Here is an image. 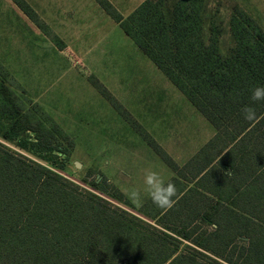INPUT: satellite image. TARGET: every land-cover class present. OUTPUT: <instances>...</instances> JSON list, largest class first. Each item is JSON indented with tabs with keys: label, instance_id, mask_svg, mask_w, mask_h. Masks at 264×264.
I'll return each mask as SVG.
<instances>
[{
	"label": "trees",
	"instance_id": "1",
	"mask_svg": "<svg viewBox=\"0 0 264 264\" xmlns=\"http://www.w3.org/2000/svg\"><path fill=\"white\" fill-rule=\"evenodd\" d=\"M13 1L63 45L26 0ZM97 1L217 133L179 166L92 76L98 92L177 173L171 208L156 207L150 197L135 214L114 184L109 194L118 205L47 164H61L75 142L0 62V264H264V242H257L264 241V101L255 102L254 120L241 113L253 104L252 89L264 86V30L235 5L232 42L224 48L208 0H144L126 17L109 0ZM100 184L91 183L97 190ZM253 217L254 238L244 224L231 229ZM178 239L192 240L193 251L170 247ZM240 241L247 243L241 251Z\"/></svg>",
	"mask_w": 264,
	"mask_h": 264
},
{
	"label": "rangeland",
	"instance_id": "2",
	"mask_svg": "<svg viewBox=\"0 0 264 264\" xmlns=\"http://www.w3.org/2000/svg\"><path fill=\"white\" fill-rule=\"evenodd\" d=\"M28 1L38 4V0ZM109 1L126 17L144 0ZM55 2L60 19L88 23V27L82 24L81 31L77 34L82 38V44L75 47V55L58 58V54L53 50V41L45 38L43 32L40 33L30 22V29H26L30 54H26L25 58L21 56L27 59L26 62L24 60L23 63L12 64L21 69L20 75L26 78L33 90L41 93L38 101L25 89L31 97L56 121L67 125L68 129L65 127L64 129L71 136L73 135L71 131L75 130V136L72 137L76 143L67 159L58 165L47 164L69 180L85 189L96 191L116 205L119 203L109 194L114 193V189L110 182H104V172L113 178V182L129 198L132 189H140V199L138 201L131 199L134 207L128 209L139 214L138 204L149 197L143 192L145 169L157 170L165 180L173 173L148 142L92 85L91 77L95 76L146 131L162 142L161 144L171 147L173 151L184 153L192 150L191 146L204 137L207 131L205 124L212 129V133L213 127L201 114L193 111L189 103L181 106L187 102L183 93L142 52L100 3L95 0ZM235 5L247 12L264 30V0H208L207 7L209 15L213 16L212 22L218 23L224 30L222 35L224 48L232 42L228 21ZM0 49L2 53L9 51V46L4 40L0 41ZM192 113L199 116V124L192 121ZM186 120L189 124L187 130L195 129L193 133L197 139L192 142L184 140L181 144L168 143L166 140L168 127H172L177 135L181 131L180 125ZM72 122L76 123L73 125ZM205 138L202 143L208 139ZM9 147L18 150L14 146ZM170 151L178 162H184L182 158L176 156L179 153ZM26 155L36 159L31 154ZM76 161L80 162L79 166H76ZM95 178L103 182L98 190L91 185ZM122 206L125 208L123 204ZM128 213L133 214L129 211ZM255 221L257 220L254 217L247 220V223L239 221L233 224L231 229L239 232L244 224L248 230L252 229L248 232L249 238H254V229L258 227ZM196 225L201 231L206 228L211 230L205 224ZM225 226V230L230 229L229 225ZM174 234L180 237L179 234ZM178 240L179 242L171 241L170 247L178 245V253L193 251L192 240ZM257 242L263 244L264 241L258 239ZM243 245L247 246V243L241 241L237 243L240 251ZM207 256L200 255L204 263L211 262V257Z\"/></svg>",
	"mask_w": 264,
	"mask_h": 264
},
{
	"label": "crops",
	"instance_id": "3",
	"mask_svg": "<svg viewBox=\"0 0 264 264\" xmlns=\"http://www.w3.org/2000/svg\"><path fill=\"white\" fill-rule=\"evenodd\" d=\"M26 1L33 7V9L39 15L40 19L49 27V29L52 32V34L56 35L59 38V40L61 41V43L63 45L62 46H58V44H56L54 42L52 37L48 36V34H46L40 27H38L28 17V15H26L20 9V7L13 0H0V41L4 40V42L9 46V51L8 52L2 53L1 49H0V62L5 65V67L10 71L12 76L18 81V83H20L24 89H27V91L29 93H31V95L33 97H35V99H37L39 101L40 100L39 96H41V93L39 91L38 92L34 91L33 88L29 85V83L25 80L26 78H24L23 76L20 75V70L21 69H18V68L14 67L12 65V64H15V63H23V61L25 60L24 58L28 54H30L29 36H28V32L26 30V29H30V27H31L30 22H32L37 27V29L40 31V33L43 32V35L45 36V38L48 37V38L51 39V41H53V47H54L53 50L58 54L57 55L58 58H60V56L68 58V57H71V56L75 55V52H74L75 47H80L81 44H82V42H81L82 38H79L77 36V34H78L79 31H81V28L83 26L82 24H84L86 27H88V23L67 22L66 20L60 19L59 14H58L59 9H58V7H55V3H56L55 0H38V4H36V3L32 2V1H30V2L28 0H26ZM51 1H54V3H52ZM95 1H97V0H95ZM100 6H101V4H100ZM22 55L24 56V58H21ZM7 57H10V58H7ZM26 61H27V59L24 62H26ZM185 99L187 100V102H184V104L181 105V106H185V105H187L189 103L193 107V111H195V112L197 111L199 114H201L205 118L206 121H208L211 124V126L213 127V133H212V129H210L209 126H207V124L204 123L205 124V128L207 130L205 135H204V137L202 139H200V140L198 139L191 146L193 148L192 150L186 151L184 153L183 152L173 151V149L171 147H169L168 145H165V144H161L162 142L160 143L158 140H156L155 137L152 136L158 142L160 147L179 166H183L186 163H188L198 152H200V150L202 148H204V146L211 139H213L215 137V135L217 133V130H216L215 126L190 102V100L186 96H185ZM168 116H170V115H168ZM191 116H192V121H194V122L197 121V123L199 124V121H200L199 116L198 115L194 116L193 113L191 114ZM73 120H75V119L73 118ZM74 123H76V122H72L73 125H74ZM59 124H60V126L63 129H64V127L66 129H68V126L65 125L64 123H62V124L59 123ZM202 124H203V121H202ZM188 127H189V124H188V122L186 120V121H184L183 125H180L179 128H181V131L178 132L177 135L172 130V127L171 128L168 127L167 134H166L167 142L168 143L181 144L184 140H187V141H190V142L196 140L197 138L195 137V134L193 133L195 129H192V130L188 131L187 130ZM195 127H196V124H195ZM171 130H172L173 133H171ZM71 133H73L72 136H75V130L74 129L71 131ZM205 137L208 138V139H206ZM204 138L206 139V141L204 143H202L203 142L202 140ZM73 139H74V142L76 143L75 138H73ZM169 149L172 150L174 153L175 152L179 153V154H176V156H178L179 158H182L184 162H181V163L178 162L173 157V155H172L173 153ZM163 162L168 166V164L164 160H163ZM170 169H171L173 174L171 176H169L167 180H169V179L171 180L172 178L177 177V173L172 168H170ZM103 175H104V178L108 180V182L114 184L119 190H121L113 182V178H110V176L107 173H105V172L103 173ZM124 195L126 196V198L133 205L131 199L125 193H124ZM149 198H150V196L145 201H143L142 203L138 204V207L140 208ZM177 199L178 198H175L174 200H177Z\"/></svg>",
	"mask_w": 264,
	"mask_h": 264
},
{
	"label": "clouds",
	"instance_id": "4",
	"mask_svg": "<svg viewBox=\"0 0 264 264\" xmlns=\"http://www.w3.org/2000/svg\"><path fill=\"white\" fill-rule=\"evenodd\" d=\"M253 104L243 105L241 113L243 119L252 121L256 118L257 112L255 102L264 101V86L254 87L250 96ZM143 192L147 193L152 203L158 208H171L174 204L173 198L177 195L178 189L172 180H165L164 177L153 168H147L144 172ZM141 196L140 189H132L130 199L138 201Z\"/></svg>",
	"mask_w": 264,
	"mask_h": 264
},
{
	"label": "water",
	"instance_id": "5",
	"mask_svg": "<svg viewBox=\"0 0 264 264\" xmlns=\"http://www.w3.org/2000/svg\"><path fill=\"white\" fill-rule=\"evenodd\" d=\"M75 164H76V166H79V165H80V162L76 161V163H75Z\"/></svg>",
	"mask_w": 264,
	"mask_h": 264
}]
</instances>
